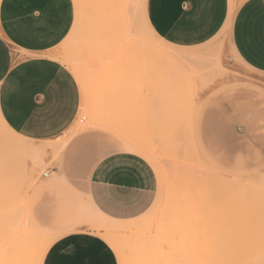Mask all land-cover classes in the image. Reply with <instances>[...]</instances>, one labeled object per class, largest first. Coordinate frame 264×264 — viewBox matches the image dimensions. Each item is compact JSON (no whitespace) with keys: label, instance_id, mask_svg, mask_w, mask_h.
I'll use <instances>...</instances> for the list:
<instances>
[{"label":"rangeland","instance_id":"374dc122","mask_svg":"<svg viewBox=\"0 0 264 264\" xmlns=\"http://www.w3.org/2000/svg\"><path fill=\"white\" fill-rule=\"evenodd\" d=\"M72 1L68 33L42 55L57 59L66 52L82 71L78 76L62 62L80 90L76 117L53 139L28 143L47 146L45 152L18 149L15 135L0 128V264H36L50 238L81 228L118 239L128 264H258L264 259V72L235 55L227 30L176 48L144 31L139 45L124 22L130 6L123 18L112 13L110 0ZM244 1L232 0L234 10ZM140 4H132L136 16ZM14 51L18 58L32 55ZM114 151L140 155L157 179L152 205L128 220L96 212L84 191L85 174ZM184 168L214 177L185 183ZM231 176L241 180L214 179ZM50 210L59 229L46 225ZM27 225L42 231L30 232L33 242Z\"/></svg>","mask_w":264,"mask_h":264},{"label":"crops","instance_id":"0c3cea01","mask_svg":"<svg viewBox=\"0 0 264 264\" xmlns=\"http://www.w3.org/2000/svg\"><path fill=\"white\" fill-rule=\"evenodd\" d=\"M228 1L146 0V17L166 43L191 47L221 30ZM72 11V0H0V128L15 135L12 142L18 149L26 150L22 141L28 144L60 135L77 115L80 90L75 75L60 60L42 55L64 39ZM230 39L242 62L264 72V0H245L234 10ZM14 49L32 55L18 58ZM199 139L212 157L200 134ZM83 186L100 214L128 220L152 205L157 179L140 155L114 151L85 174ZM56 216L49 211L50 229L60 228ZM46 247L41 264H116L111 246L91 230L58 234Z\"/></svg>","mask_w":264,"mask_h":264},{"label":"bare ground","instance_id":"6f19581e","mask_svg":"<svg viewBox=\"0 0 264 264\" xmlns=\"http://www.w3.org/2000/svg\"><path fill=\"white\" fill-rule=\"evenodd\" d=\"M110 10L112 11V13H114V15H119L120 14V16H121V14H122V17L124 18V16H125V13L126 12H128V10L130 9V8H128L129 6L131 7V12H130V10H129V12L128 13H126L128 16H130V19H129V17H128V20H127V22H126V19L124 18V22L126 23V26L128 25L129 26V29H131V33L133 32V35H134V40H135V42L136 43H138L139 45H140V43H141V40L143 39L141 36H142V32H144V31H147V32H149V33H151V34H155V31L152 29V27L150 26V24H149V22H148V20H147V17H146V0H141V4H140V12H137V14L139 15V16H136V12H135V8H133V5H134V3H135V0H110ZM228 7H229V11H227L228 12V15H227V17L225 18V21H224V23H223V26H222V30H227L228 32H230V27H231V18H232V14H233V12H234V6H233V2H232V0H229L228 1ZM133 4V5H132ZM127 8H128V10H127ZM132 10H134L133 12H135V16H134V14H133V12H132ZM129 13H130V15H129ZM124 14V15H123ZM125 16V17H126ZM124 23V24H125ZM134 28H136V29H134ZM132 30H134V31H132ZM94 43H98L99 44V42H100V40L99 39H96V40H94L93 41ZM97 44V45H98ZM168 44V43H167ZM143 46H144V44H142ZM142 46V47H143ZM168 46H171L170 44H168ZM172 47V46H171ZM99 51V49H95V51L94 52H98ZM58 58H59V60L61 61V62H63V63H67V64H71L72 65V69L74 70V72L76 73V75H78V76H80V74H82V71L80 70V68L77 66V65H75V64H73L72 63V61H73V58L70 56V55H68L66 52H61V53H59V54H57L56 55ZM50 57V56H49ZM53 58V57H52ZM57 58V59H58ZM55 59V58H54ZM116 63V62H115ZM22 143H23V145L25 146V148H26V150H34V151H41V152H45L46 151V147L47 146H43V145H41L40 147H38V148H35V149H33V148H31L25 141H22ZM49 143V142H48ZM130 143H131V141H130ZM130 143L128 144V146L130 145ZM133 143V145H135L134 144V142H132ZM132 143H131V145H132ZM43 144H46V143H43ZM140 144V143H139ZM49 145V144H48ZM132 145V146H133ZM48 147H50V146H48ZM135 146H133V148H134ZM53 147H51V149H52ZM133 148L131 149L132 151H134L133 150ZM201 150V149H200ZM50 151V150H49ZM147 151V150H146ZM149 152H151L150 150H149ZM202 152V151H201ZM152 153V152H151ZM40 154V153H39ZM144 156V155H143ZM189 165V164H188ZM187 165V166H188ZM166 171V170H165ZM178 171V170H177ZM169 172V171H168ZM170 173H171V171H170ZM174 173V172H173ZM179 173V172H178ZM216 176V175H215ZM214 176L213 175H211V176H208V175H206V174H204V173H199L198 171L195 173V172H193L192 171V173L191 174H189L188 173V170H186L185 171V168H184V176H183V182H185L186 183V181H189V180H191L192 178H195V179H200V180H204V181H208V180H212V178H213ZM223 177H225V176H223ZM236 177L237 176H235V178L233 177V176H231V177H229V178H220V177H216V178H214V179H219V180H227L228 182H231L232 180V182L233 183H236V181L238 180V179H240V178H237L236 179ZM236 179V180H235ZM241 180V179H240ZM226 181V182H227ZM182 182V181H181ZM167 195V194H166ZM168 201V200H167ZM91 202V201H90ZM92 203V202H91ZM91 206L93 205V204H90ZM92 207H94V206H92ZM93 209H95L96 210V208H93ZM86 211H88L89 209H85ZM85 211V212H86ZM84 212V213H85ZM89 212H91V210L90 211H88V212H86V213H88V214H90ZM95 211H93V213H94ZM96 212H97V210H96ZM95 212V213H96ZM101 213V212H100ZM91 215V214H90ZM97 215H99V213H97ZM101 217H102V215H101ZM104 217V216H103ZM87 218H88V216H87ZM104 218H107V217H104ZM93 219H94V217H93ZM108 219V218H107ZM85 220H87V219H85ZM88 221V220H87ZM87 221H86V223H87ZM106 221V220H105ZM135 221V220H134ZM134 221H133V223H134ZM3 222V217H1L0 216V223H2ZM78 222H80V219H79V221ZM143 222V221H142ZM28 223V222H27ZM81 223H83L82 222V220H81ZM85 223V222H84ZM83 223V224H84ZM94 223V222H93ZM136 223V222H135ZM77 224V223H76ZM144 224V223H143ZM123 225H126V224H123ZM28 226V225H27ZM133 226V225H132ZM28 229H29V234H30V232H35L36 231V234L38 233V234H41L42 233V231L41 232H39V231H37V230H35V229H32V228H34V227H30V225L27 227ZM100 228H102V227H100ZM134 228V227H133ZM132 228V229H133ZM30 229H31V231H30ZM109 229V228H108ZM117 229H119V228H117ZM114 230H116V229H114ZM136 230V229H135ZM109 232V231H108ZM138 232V231H137ZM44 233V232H43ZM142 233V232H141ZM148 233V232H147ZM28 234V233H27ZM28 234V235H29ZM33 234V233H32ZM32 234H30V236L32 235ZM45 234V233H44ZM143 234V233H142ZM141 234V235H142ZM145 234H146V232H145ZM27 235V237L29 238V236ZM107 235H113V234H107ZM140 235V234H139ZM147 235V234H146ZM152 235V234H151ZM35 236V235H34ZM43 236H45V235H43ZM148 236V235H147ZM150 236V235H149ZM39 237V236H38ZM34 238H36V237H34ZM110 246H111V248H112V250L114 251V253L116 254V256H117V258H118V261H119V264H128L127 263V260H126V258L125 257H123V251H122V248L121 247H123L122 246V244H120V242L118 241V239H116L114 236H109V237H102ZM149 238V237H148ZM30 239H32V236L30 237ZM36 240V239H35ZM146 240V239H145ZM31 241V240H30ZM52 241V238H50L45 244H44V249L42 250V251H40L39 253H37L36 255H35V257H36V264H41L42 263V258H43V255H44V252H45V249L47 248V247H45V246H47L50 242ZM32 242H33V239H32ZM258 258H256V260H257ZM257 261H259L258 262V264H264V259H258ZM242 263V262H241Z\"/></svg>","mask_w":264,"mask_h":264},{"label":"snow or ice","instance_id":"6c2138e0","mask_svg":"<svg viewBox=\"0 0 264 264\" xmlns=\"http://www.w3.org/2000/svg\"><path fill=\"white\" fill-rule=\"evenodd\" d=\"M80 231H84V229H83V228H81V229H80Z\"/></svg>","mask_w":264,"mask_h":264}]
</instances>
